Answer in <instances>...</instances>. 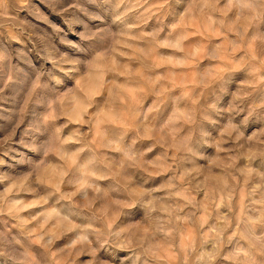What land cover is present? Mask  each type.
I'll list each match as a JSON object with an SVG mask.
<instances>
[{"label":"clouds","instance_id":"1","mask_svg":"<svg viewBox=\"0 0 264 264\" xmlns=\"http://www.w3.org/2000/svg\"><path fill=\"white\" fill-rule=\"evenodd\" d=\"M88 3L47 0L81 45L42 85L0 43V264H264V0ZM38 10L0 0V41Z\"/></svg>","mask_w":264,"mask_h":264},{"label":"rangeland","instance_id":"2","mask_svg":"<svg viewBox=\"0 0 264 264\" xmlns=\"http://www.w3.org/2000/svg\"><path fill=\"white\" fill-rule=\"evenodd\" d=\"M31 2L39 5V10L33 12L31 16H28L27 13H21L19 17L25 24L30 23L33 26L31 36L25 35L19 40L9 39L0 41V43L12 50L19 49V67L25 71L32 70L39 74L40 79L37 81V85H42L47 70L54 66L61 57L76 58V53L81 45L79 37L81 27L77 17H61L58 9L47 5V0H31ZM81 5L90 14L104 16L103 11L88 3V0H81ZM77 16L79 20L87 21L89 24L93 23L88 20L87 16L79 13ZM13 63H17L16 52H13ZM39 90L38 87L37 91ZM4 95L8 99L0 101V129L6 133L10 131L15 117L11 93L6 90ZM22 129L23 125H21V129H17L14 140L19 139ZM2 138L3 135L0 134V139ZM12 147H18V145L12 144ZM12 155L14 153H10L9 156H3L6 164L0 167V172L17 175L23 171L22 167L15 165V162L11 159ZM28 155H31V153ZM64 243L65 241L62 239L57 242V246H62ZM124 255L125 253H120L121 257ZM84 262H88V264H120L118 257H113L107 250L103 249L99 250L94 257L81 255L77 260V264H84Z\"/></svg>","mask_w":264,"mask_h":264}]
</instances>
